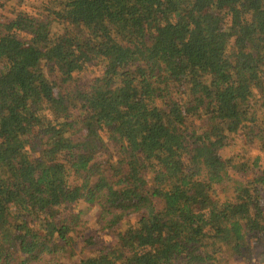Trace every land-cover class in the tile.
Listing matches in <instances>:
<instances>
[{"label": "trees", "instance_id": "obj_1", "mask_svg": "<svg viewBox=\"0 0 264 264\" xmlns=\"http://www.w3.org/2000/svg\"><path fill=\"white\" fill-rule=\"evenodd\" d=\"M59 4L62 31L0 20V264H256L257 243L264 264V166L220 156L264 141L246 125L264 115V0ZM83 47L104 66L90 84Z\"/></svg>", "mask_w": 264, "mask_h": 264}, {"label": "rangeland", "instance_id": "obj_2", "mask_svg": "<svg viewBox=\"0 0 264 264\" xmlns=\"http://www.w3.org/2000/svg\"><path fill=\"white\" fill-rule=\"evenodd\" d=\"M19 2V0H9V2H7V11L0 10V20L3 22L10 21L13 18L14 12L20 10L24 13V15L29 17L50 20L53 23L54 29H57L58 31H62L64 29V24H59V20L53 13L54 11L60 10L59 2H61V0H23V4H21V6H19ZM71 32L72 36L80 43H93V36L87 31H83L80 28L74 27L71 28ZM229 48V51L232 52L233 45L230 44ZM83 49H85V47H83ZM84 51L86 52V57H82L83 55H81L80 51H77L80 62V70H77L73 76L75 79L80 80L83 83L90 84L94 80L104 76V66L97 54L89 52L88 49H85ZM44 73L47 79L50 80L51 84L53 85L55 96L57 98L67 100L68 97H70L71 90L73 89V83L62 84L59 78H57L56 73L47 66H44ZM67 104L75 117L82 113L83 104L77 103L76 106L69 99ZM258 113L261 114L256 116L255 121L251 122V119L247 121V129L254 128L255 132L260 131L261 134H264V115H262V111H258ZM246 142L247 141L245 137L240 138V140H234V145L231 148L221 151L220 156L225 159H228L231 156H239V158L251 159L258 157L260 158V163L262 166H264V141H256L254 144H247ZM90 208H88L86 210L87 213L83 215V217L86 219L92 217ZM134 223L135 218L124 221L119 226L114 228L112 232H110L108 239L114 240L117 233L124 231ZM253 247L255 248V250L252 252L253 261H255L256 264H261L260 262L262 261H260V257H257V254L260 252V246L257 243V245L254 244Z\"/></svg>", "mask_w": 264, "mask_h": 264}]
</instances>
